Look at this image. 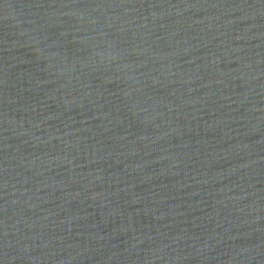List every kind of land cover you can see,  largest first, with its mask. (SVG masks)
Segmentation results:
<instances>
[{
    "label": "water",
    "instance_id": "95a60500",
    "mask_svg": "<svg viewBox=\"0 0 264 264\" xmlns=\"http://www.w3.org/2000/svg\"><path fill=\"white\" fill-rule=\"evenodd\" d=\"M0 264H264V0H0Z\"/></svg>",
    "mask_w": 264,
    "mask_h": 264
}]
</instances>
